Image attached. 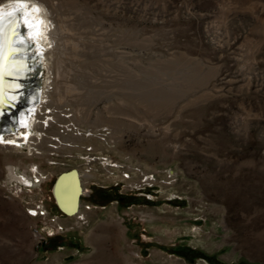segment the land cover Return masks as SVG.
I'll return each instance as SVG.
<instances>
[{
    "label": "rangeland",
    "instance_id": "rangeland-1",
    "mask_svg": "<svg viewBox=\"0 0 264 264\" xmlns=\"http://www.w3.org/2000/svg\"><path fill=\"white\" fill-rule=\"evenodd\" d=\"M17 2L63 57L0 144V264H264V0Z\"/></svg>",
    "mask_w": 264,
    "mask_h": 264
},
{
    "label": "bare ground",
    "instance_id": "bare-ground-1",
    "mask_svg": "<svg viewBox=\"0 0 264 264\" xmlns=\"http://www.w3.org/2000/svg\"><path fill=\"white\" fill-rule=\"evenodd\" d=\"M23 5L25 4L17 2L8 8H0V19H4L5 21L3 33L0 35V84L3 82V79L4 82L7 81V88L9 90L7 92H10L9 95L6 94L7 98L10 99V104L1 102L2 96L0 95V144L4 145L8 143L19 146L24 145L16 141L19 138L28 141L32 131V123L35 120V109L40 101L43 102L44 100L42 91L39 89L35 91L34 89L37 84L35 79L30 82L35 83L34 86H27L25 91L26 95L20 98V93L18 92L20 88L19 82H16V80L20 78L25 79L28 72L31 77L37 74L33 70L39 66L37 60L41 61L40 65L42 67L43 60L50 58L49 60H52V64H57V70L61 72L62 68L60 59H62L63 55L61 53L59 54V50L53 48V50L49 51L47 47L39 43V39L42 40V34H45L47 31L42 19L38 18L34 13V11H39V8L34 7L31 10V8ZM21 9L23 10L22 15L18 11ZM10 16H14V19H10ZM13 28H15L18 35L12 34ZM10 31L11 34L8 38ZM51 33V35L54 34V32ZM52 37L54 38V35ZM7 40H9V43ZM7 43L10 45V52L6 57V49L4 52V48ZM36 49H38V52H35ZM51 56H55L54 60L51 59ZM5 57L8 58L7 65L5 64L6 61L3 64ZM4 70L8 76L3 75ZM11 105H15V110L11 109ZM12 126L16 128L14 131L11 130ZM23 129H26V131H23ZM12 135L16 136L15 140L7 139V137ZM10 174L13 179L20 180L26 185L29 184L22 176H17L13 167H10ZM83 193L81 174L78 171L61 175L54 188V194L60 209L69 216L77 215L80 212V199Z\"/></svg>",
    "mask_w": 264,
    "mask_h": 264
},
{
    "label": "water",
    "instance_id": "water-1",
    "mask_svg": "<svg viewBox=\"0 0 264 264\" xmlns=\"http://www.w3.org/2000/svg\"><path fill=\"white\" fill-rule=\"evenodd\" d=\"M38 74V73H37ZM8 78H11V77H8ZM36 80V82L39 80V78L37 77V75L36 74H34V76L33 77H31V75L29 74V72L26 74V77H25V79H23V78H20L19 80H16V82H19V89H18V92L20 93L19 94V96H20V98L22 97H24L25 95H26V93H25V91H26V87L27 86H29V85H31V86H33L35 83H30V82H32L31 80ZM39 86H37V88H38ZM38 90V89H37ZM18 104V103H17ZM12 107H11V109H13V110H15V105L13 106V105H11ZM16 108H18V106H16ZM12 110V111H13ZM16 128H14L13 126L11 127V130L12 131H14Z\"/></svg>",
    "mask_w": 264,
    "mask_h": 264
},
{
    "label": "snow or ice",
    "instance_id": "snow-or-ice-1",
    "mask_svg": "<svg viewBox=\"0 0 264 264\" xmlns=\"http://www.w3.org/2000/svg\"><path fill=\"white\" fill-rule=\"evenodd\" d=\"M22 2H23V0H22ZM18 11H19V14L22 15L23 10L21 9V10H18ZM9 18L10 19H14V16H10ZM4 24H5L4 19H0V35H2V33H3ZM12 34L13 35H18V33H16V31H15V28L12 29Z\"/></svg>",
    "mask_w": 264,
    "mask_h": 264
},
{
    "label": "flooded vegetation",
    "instance_id": "flooded-vegetation-1",
    "mask_svg": "<svg viewBox=\"0 0 264 264\" xmlns=\"http://www.w3.org/2000/svg\"><path fill=\"white\" fill-rule=\"evenodd\" d=\"M35 52H36V51H35ZM37 62H38V65H39L40 67L37 66V68H34L33 70H35V72L38 73V74H36V75L38 76V75L40 74V71H39V70H41V65H40V64H41V61L37 60ZM39 62H40V63H39ZM33 64H34V63H33ZM33 67H35V66L33 65ZM38 67H39V68H38ZM28 70H29V69H28ZM33 70H32V71H33ZM38 81H39V80H38ZM38 81H37V83H38ZM36 85H37V84H36ZM38 86H39V85H38ZM38 89H39L40 91H42V89H41L40 86L38 87ZM35 94H36V93H35ZM30 103H31V102H30ZM41 103H42V102H41ZM37 110H38V106H37L36 109H35V115H36ZM35 115H34V116H35ZM80 200H81V199H80ZM68 216H69V215H68Z\"/></svg>",
    "mask_w": 264,
    "mask_h": 264
}]
</instances>
